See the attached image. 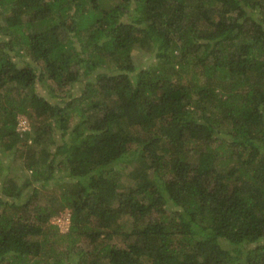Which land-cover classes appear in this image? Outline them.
Masks as SVG:
<instances>
[{"label": "trees", "instance_id": "16d2710c", "mask_svg": "<svg viewBox=\"0 0 264 264\" xmlns=\"http://www.w3.org/2000/svg\"><path fill=\"white\" fill-rule=\"evenodd\" d=\"M0 264H264V0H0Z\"/></svg>", "mask_w": 264, "mask_h": 264}, {"label": "rangeland", "instance_id": "374dc122", "mask_svg": "<svg viewBox=\"0 0 264 264\" xmlns=\"http://www.w3.org/2000/svg\"><path fill=\"white\" fill-rule=\"evenodd\" d=\"M132 57H133V63L135 64V66L138 69L144 68L145 66H147L148 63H150L151 61H153V54H151V53H145L144 51H138L136 49L133 50ZM173 77H174V79L175 78L178 79L177 78L178 77L177 75H173ZM179 78L181 80H184V81L189 82V81H193L194 76H193V73L191 71H188L186 73H181V76H179ZM37 90L42 95L46 96L53 103H56V101H59V100H56L57 98L55 99V98L49 97L47 88L45 87V84L42 81L37 84ZM67 91H68V93H70L72 95V97L77 96L78 93H79L78 87L77 86H74V87L69 88V89H64L60 94L61 95H64ZM65 98H67V100H70L71 97L70 96H67V94H66V97ZM18 118H19V121L22 120V119H24L25 122H26V126L28 125L27 124L28 122L26 120L27 118L25 119L24 117H22V115H19ZM19 131L21 132V130H19ZM133 132H135L137 134V131L136 130H134ZM17 159H18V157H17ZM19 164H21V162L18 159L17 160V165L14 167V169H15V171L17 173H19V171H18V165ZM16 175H18V174H16ZM68 214H69V211L68 210H65V211H63L62 213L59 214V218L61 219L59 225L61 226V230H63V231L67 227L64 217L68 216ZM55 222H56V219H55ZM49 225H51V227L54 226L53 218L50 219ZM110 241H113L115 243H119V239L118 238H115V237L111 238ZM92 244H93V242L91 240H88L86 238L81 237L79 239V241L75 243V246L78 247V248L89 249V248H91V246H93ZM56 246H57L56 251L57 250L61 251V250H64L65 249V243H63L62 245H58L56 243Z\"/></svg>", "mask_w": 264, "mask_h": 264}, {"label": "built area", "instance_id": "2783aa9c", "mask_svg": "<svg viewBox=\"0 0 264 264\" xmlns=\"http://www.w3.org/2000/svg\"><path fill=\"white\" fill-rule=\"evenodd\" d=\"M19 126H21V129H24L26 127V122H25L24 119H22V120L19 121ZM64 219H65V222H66V225H67V223L69 222V217L66 216V217H64ZM60 221H61V219L60 218H57V222H60Z\"/></svg>", "mask_w": 264, "mask_h": 264}]
</instances>
